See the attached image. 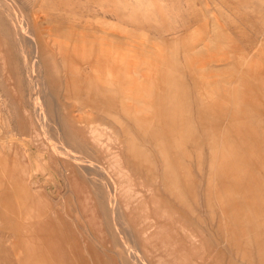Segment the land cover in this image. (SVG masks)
<instances>
[{
    "label": "rangeland",
    "instance_id": "rangeland-1",
    "mask_svg": "<svg viewBox=\"0 0 264 264\" xmlns=\"http://www.w3.org/2000/svg\"><path fill=\"white\" fill-rule=\"evenodd\" d=\"M89 2L0 0V264L62 262L32 207L89 264H264V0ZM86 18L110 35L52 36ZM82 77L132 80L112 121L67 95Z\"/></svg>",
    "mask_w": 264,
    "mask_h": 264
},
{
    "label": "crops",
    "instance_id": "crops-1",
    "mask_svg": "<svg viewBox=\"0 0 264 264\" xmlns=\"http://www.w3.org/2000/svg\"><path fill=\"white\" fill-rule=\"evenodd\" d=\"M87 2H89V0H87ZM89 5L97 7L96 5H93L91 3ZM89 10H91V8H89ZM100 10L104 13L108 12V10L105 7H101ZM80 25L82 27L81 29H77L75 26L52 27L51 30L55 32L52 34V36L53 37H65V38H86L88 37V38L97 40L98 38H104V37L107 38L108 35H110L107 33L108 31L105 28L104 29L101 28L103 32L102 35H97L93 33L91 31L92 28L89 24L88 18H86ZM111 39H113V42H112L113 46L119 47L120 49L124 48L125 45L127 44L125 43V41L123 42L120 41L118 37H114ZM127 48H129V46H127ZM140 70L141 68L138 65L137 72L140 73ZM120 79L121 78L107 79V78H98V77L97 78L82 77L80 79H70L69 80L70 83L67 84L68 85L67 95L70 97H73L76 101H78L80 109L90 108L91 110L98 112L99 116H102L104 118H108L109 120H111L114 117V101H119V100H115L113 84L115 81L117 82L116 83L117 85L125 84L124 79H121V80ZM125 80H127L126 85L129 84L128 81L132 82L131 79L130 80L125 79ZM140 80H145L144 77H142V74H140V76L138 74V77L136 79V81H140ZM99 81L100 82L102 81L100 83L101 86L99 84ZM133 81L135 82V79H133ZM67 91L65 92L67 93ZM93 97L95 98L93 99ZM70 116L75 118L76 122L78 121V119H80V118H76L73 115H70ZM58 156H60L59 158L61 159L65 158L63 160H68V158L63 156L62 154H59ZM50 158H53V155H51ZM76 162L77 161H75V163ZM8 165L10 166V169L12 172L11 174L15 176V178L11 177L10 180H13V181L18 180L17 179L18 168H16V164L12 161V159H10L8 161ZM73 170L74 169H71V172ZM33 181L37 182V180H34L33 176H31V182L33 183ZM38 192L40 193V190H38ZM47 201L50 207V201L48 199ZM35 211H36V214H42L43 216L41 217L42 221L32 220L31 222L32 229H37L36 230L37 232L35 234L32 232L33 235H37L36 236L37 238L33 237V239L37 240L36 244L38 245L53 244V246L62 247L61 248L62 256L59 255V258H61L62 262H60L59 264H89V260L87 259L84 253V250H83V253H77V252H74L73 248H71V247L81 246L80 240L78 236L75 234V231L71 227L70 223L64 219V217L58 210L52 213V211L49 208L46 209L43 207L42 211H40L38 208L35 209V207H32V213L35 214ZM27 229H29L30 231V227H28ZM66 247H69V248L67 249ZM88 247H92V246L89 245ZM88 252L92 255L94 264H111L110 260H107L101 257L100 254H98V252L95 249L93 250L88 249ZM74 256L77 259H74L73 258ZM169 256H171L172 261L176 260L175 255L170 254Z\"/></svg>",
    "mask_w": 264,
    "mask_h": 264
},
{
    "label": "bare ground",
    "instance_id": "bare-ground-1",
    "mask_svg": "<svg viewBox=\"0 0 264 264\" xmlns=\"http://www.w3.org/2000/svg\"><path fill=\"white\" fill-rule=\"evenodd\" d=\"M35 44V43H34ZM91 51V50H90ZM36 52V51H35ZM35 54V53H34ZM36 55V54H35ZM92 56V55H91ZM37 58V57H36ZM37 60H38V58H37ZM37 60H35L36 62H37ZM65 60L67 61V57L65 56ZM39 62V61H38ZM104 63V62H103ZM38 64V63H37ZM37 66V65H36ZM72 68H74V67H72ZM121 79H123V78H121ZM120 79V80H121ZM102 82V81H101ZM100 81H99V84L101 83ZM125 82V81H124ZM98 83V82H97ZM103 84H104V82H103ZM126 84V83H125ZM100 86H101V84H100ZM109 86V85H108ZM106 87V86H105ZM107 91V90H106ZM95 97H93V99H94ZM90 99V98H89ZM91 100V99H90ZM89 102V101H88ZM91 102V101H90ZM93 103V102H92ZM91 103V104H92ZM87 104H89V103H87ZM40 106H41V104H40ZM42 117V116H41ZM139 122H140V120H139ZM152 123V122H151ZM145 124V123H144ZM6 180V179H5Z\"/></svg>",
    "mask_w": 264,
    "mask_h": 264
}]
</instances>
